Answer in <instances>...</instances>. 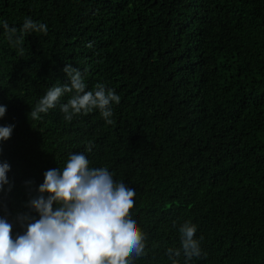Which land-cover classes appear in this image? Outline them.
I'll use <instances>...</instances> for the list:
<instances>
[{
	"label": "trees",
	"instance_id": "trees-1",
	"mask_svg": "<svg viewBox=\"0 0 264 264\" xmlns=\"http://www.w3.org/2000/svg\"><path fill=\"white\" fill-rule=\"evenodd\" d=\"M26 17L48 31L27 34L21 55L3 22L20 35ZM66 64L87 70L86 90L121 97L112 124L99 110L65 121L71 94L31 119L69 82ZM0 105V126L14 125L0 141L11 184L0 219L14 239L26 231L18 217L39 219L26 205L45 172L79 152L135 189L147 238L135 264H171L187 221L203 237L189 264H264V0H0Z\"/></svg>",
	"mask_w": 264,
	"mask_h": 264
},
{
	"label": "clouds",
	"instance_id": "clouds-1",
	"mask_svg": "<svg viewBox=\"0 0 264 264\" xmlns=\"http://www.w3.org/2000/svg\"><path fill=\"white\" fill-rule=\"evenodd\" d=\"M6 39L19 54H24V39L29 33L47 34L46 24L26 17L17 35L16 27L3 22ZM94 42L86 47L93 48ZM85 72L66 64L63 72L67 84H55L31 108L29 116L41 119L70 95L60 111L67 122L78 115L99 110L107 124L113 123V104L121 97L114 89H106L97 83L93 90H86ZM6 106L0 105V117ZM14 125L0 126V141L10 138ZM92 142H87L90 151ZM10 165L0 162V191L11 184L7 178ZM31 183V182H28ZM26 207L39 215L33 220L29 214L18 217L26 224V231L15 239L12 225L0 219V264H135L146 255V234L133 217L135 189L116 182L107 167H90L84 153L69 154L63 168L50 169L44 174V182L37 189ZM175 227V223L173 224ZM180 247L168 248L166 255L171 264H184L202 255L201 241L196 237L197 227L190 221L180 225Z\"/></svg>",
	"mask_w": 264,
	"mask_h": 264
}]
</instances>
